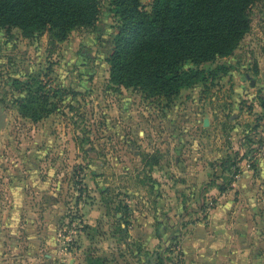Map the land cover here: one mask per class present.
<instances>
[{
  "label": "rangeland",
  "instance_id": "374dc122",
  "mask_svg": "<svg viewBox=\"0 0 264 264\" xmlns=\"http://www.w3.org/2000/svg\"><path fill=\"white\" fill-rule=\"evenodd\" d=\"M248 16L232 52L169 103L108 82L110 0L63 41L1 27L0 264H182L210 189L264 166V0ZM31 80L54 106L36 122L17 106Z\"/></svg>",
  "mask_w": 264,
  "mask_h": 264
},
{
  "label": "trees",
  "instance_id": "16d2710c",
  "mask_svg": "<svg viewBox=\"0 0 264 264\" xmlns=\"http://www.w3.org/2000/svg\"><path fill=\"white\" fill-rule=\"evenodd\" d=\"M253 2L151 0L145 7L140 0H110L116 32L105 59L108 82L169 103L180 89L204 80L203 63L232 52L249 30ZM96 14L97 0H0V28L15 27L24 37L46 30L63 41L70 31L91 26ZM39 83L25 84L27 96L17 103L33 122L54 109Z\"/></svg>",
  "mask_w": 264,
  "mask_h": 264
},
{
  "label": "crops",
  "instance_id": "0c3cea01",
  "mask_svg": "<svg viewBox=\"0 0 264 264\" xmlns=\"http://www.w3.org/2000/svg\"><path fill=\"white\" fill-rule=\"evenodd\" d=\"M260 168L259 179L253 178V167L245 168L229 188L210 189L217 194L216 204L207 227L197 222L187 228L179 243L182 264H264V244L257 243L262 249L251 245L264 237V166Z\"/></svg>",
  "mask_w": 264,
  "mask_h": 264
},
{
  "label": "water",
  "instance_id": "95a60500",
  "mask_svg": "<svg viewBox=\"0 0 264 264\" xmlns=\"http://www.w3.org/2000/svg\"><path fill=\"white\" fill-rule=\"evenodd\" d=\"M204 124H206V122H204ZM3 125V121L0 120V127Z\"/></svg>",
  "mask_w": 264,
  "mask_h": 264
}]
</instances>
